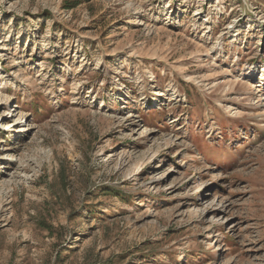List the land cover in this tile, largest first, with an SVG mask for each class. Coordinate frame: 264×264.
Here are the masks:
<instances>
[{"label":"rangeland","instance_id":"1","mask_svg":"<svg viewBox=\"0 0 264 264\" xmlns=\"http://www.w3.org/2000/svg\"><path fill=\"white\" fill-rule=\"evenodd\" d=\"M0 264H264V0H0Z\"/></svg>","mask_w":264,"mask_h":264},{"label":"bare ground","instance_id":"2","mask_svg":"<svg viewBox=\"0 0 264 264\" xmlns=\"http://www.w3.org/2000/svg\"><path fill=\"white\" fill-rule=\"evenodd\" d=\"M9 126H10V124L6 125L5 130H11V129L9 128Z\"/></svg>","mask_w":264,"mask_h":264}]
</instances>
